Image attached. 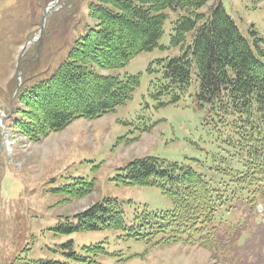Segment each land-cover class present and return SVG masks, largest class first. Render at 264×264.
Segmentation results:
<instances>
[{"label": "rangeland", "instance_id": "obj_1", "mask_svg": "<svg viewBox=\"0 0 264 264\" xmlns=\"http://www.w3.org/2000/svg\"><path fill=\"white\" fill-rule=\"evenodd\" d=\"M221 3L244 38L264 39V0ZM212 5L200 11L209 14ZM86 14L85 0H0V264H17L20 256L67 264H223L205 246L168 244L164 235L135 236L146 234L138 227L144 215L173 209L165 191L172 183L135 185L125 170L129 163L154 157L190 165L216 183L222 175L213 169L225 167L214 162L222 153L226 136L219 131L224 129H216L196 103L198 88L172 104L170 97L157 95V61L180 54V48L170 46L171 21L164 26L160 47L111 72L122 78L141 76L133 99L115 112L94 121L79 119L41 142L14 132L5 119L14 108L21 79L53 72L65 60L78 33L76 23ZM122 45L131 42L125 38ZM62 101L60 106L68 104ZM85 183L92 185L91 193L75 198L88 188ZM107 198L120 203L127 228L133 230H73L79 224L75 215ZM240 216L233 213L232 220ZM71 241L74 246L68 245ZM73 251L86 259H75ZM251 264H264L261 251L252 254Z\"/></svg>", "mask_w": 264, "mask_h": 264}, {"label": "trees", "instance_id": "obj_2", "mask_svg": "<svg viewBox=\"0 0 264 264\" xmlns=\"http://www.w3.org/2000/svg\"><path fill=\"white\" fill-rule=\"evenodd\" d=\"M85 2L87 14L83 22L78 19L76 23L78 33L65 60L53 72L45 70L24 76L14 108L6 113L5 119L14 132L28 137L31 142H41L78 119L96 120L115 112L133 99L141 76L122 78L111 72L127 67L140 54L158 48L164 25L170 19L169 13L177 15L171 47L180 48V55L159 62L157 73L160 77L154 84L157 95L170 97L172 104L184 98L191 88H198L193 96L196 103L212 117L216 129L218 126L224 129L219 132L226 136L222 153L214 162L219 166L224 164L229 170L225 167L213 169L227 177L216 185L193 167H180L157 158L146 157L128 164L125 170L135 185L172 183L165 191L173 210L161 217H151L138 227H150L151 231L169 234L173 239L201 237L209 241L216 253L221 252L220 247H230L239 232L249 228L247 224L227 222L230 215L227 203L237 200L248 209L252 208L255 194L264 187V39L244 38L221 0ZM209 3H213L209 14L202 13L200 10ZM125 38L130 40V46L123 47ZM10 92L11 88L8 95L12 98ZM62 98L68 104L60 106ZM238 164L241 169L236 170ZM85 185L88 188L76 190L75 198L91 193L92 185ZM74 218L79 220L73 228L78 232L102 228L133 230L127 228L120 203L109 198ZM224 225L228 230L219 232ZM256 230L244 249L238 250L245 254L246 261L253 248L260 247L264 256L261 247L264 225ZM68 245L74 246V243L71 241ZM71 255L75 259H86L75 251ZM16 262L67 264L28 258H18Z\"/></svg>", "mask_w": 264, "mask_h": 264}, {"label": "water", "instance_id": "obj_3", "mask_svg": "<svg viewBox=\"0 0 264 264\" xmlns=\"http://www.w3.org/2000/svg\"><path fill=\"white\" fill-rule=\"evenodd\" d=\"M5 138V136H3V139ZM3 146L1 147V152H2Z\"/></svg>", "mask_w": 264, "mask_h": 264}]
</instances>
